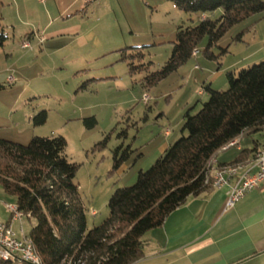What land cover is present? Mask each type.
Masks as SVG:
<instances>
[{"label":"rangeland","instance_id":"374dc122","mask_svg":"<svg viewBox=\"0 0 264 264\" xmlns=\"http://www.w3.org/2000/svg\"><path fill=\"white\" fill-rule=\"evenodd\" d=\"M221 13L219 9L205 17ZM198 16L167 0H0L1 25L8 37L0 49V77L5 73L14 79L12 84L0 80L5 87L0 91V137L22 145L32 136L66 140L64 154L79 166L74 182L87 230L108 216L113 191L133 185L137 173L161 155L160 146L179 137L184 113L192 107L191 114L197 113L208 99L207 94L198 95L204 80L207 86L213 79L209 87L225 91L227 72L264 61L263 12L230 28L211 49L215 58L204 53L203 39L198 55L152 87L144 85V71L129 72L130 60H121L122 49L142 48V63L149 64V73L158 71L170 56L177 27L193 26ZM24 41L26 49L21 48ZM220 48L227 53L218 57ZM8 50L15 55L12 59L6 56ZM145 95L151 98L147 102ZM42 110L46 123L34 127L30 119ZM89 117L97 121L92 129L82 122ZM166 129L171 135L165 139ZM123 131L126 137L120 136ZM254 139L264 145V130ZM121 144L130 146V157L112 171L113 152ZM0 201L15 204L1 186ZM34 224L23 217L25 234Z\"/></svg>","mask_w":264,"mask_h":264},{"label":"trees","instance_id":"16d2710c","mask_svg":"<svg viewBox=\"0 0 264 264\" xmlns=\"http://www.w3.org/2000/svg\"><path fill=\"white\" fill-rule=\"evenodd\" d=\"M167 1L184 13L199 16L193 26L177 27L170 56L161 69L149 73V64L142 63V48L121 50V60H130L131 74L141 71L147 74L143 83L148 88L186 64L203 39H207L204 53L209 59L215 58L211 49L230 28L264 12V0ZM219 9L222 11L219 17H205ZM7 39L0 19V49ZM240 39L241 35L236 36L237 41ZM128 50L131 53L126 55ZM226 53L227 48H220L218 57ZM226 80L225 91L213 90L209 85L203 87L208 99L197 113L191 114L193 107L184 113L179 137L149 169L137 173L133 185L113 191L107 202L108 216L90 230L74 182L79 166L67 160L66 140L61 136H32L22 145L0 138V186L15 199L17 210L34 220L27 237L42 264L76 263L84 257L86 264H135L143 254L142 237L160 228L188 197L210 189L208 162L219 149L240 135L264 130V61L238 73L229 71ZM4 88L0 85V91ZM30 120L34 127L42 126L47 113L39 111ZM82 122L86 129L97 124L94 117ZM122 135L126 137V131ZM106 140L107 137L103 143ZM130 152V146L124 148L122 144L114 150L112 171L121 168ZM246 154L242 152L230 165L243 162Z\"/></svg>","mask_w":264,"mask_h":264},{"label":"crops","instance_id":"0c3cea01","mask_svg":"<svg viewBox=\"0 0 264 264\" xmlns=\"http://www.w3.org/2000/svg\"><path fill=\"white\" fill-rule=\"evenodd\" d=\"M6 56L12 59L15 55L8 50ZM7 74H11L10 71ZM7 78L1 73L0 80L5 83ZM212 81L210 79V87ZM205 84L206 80L198 95L207 94L203 90ZM254 134H243L237 146L217 152L213 168L230 165L244 151L247 158L241 163L250 161L256 151L264 148L254 139ZM170 135V130H164L165 139ZM170 144L160 146L161 154ZM226 191L227 188L209 189L188 197L168 215L160 228L142 237L143 254L135 264H264V188L249 192L230 210H225ZM0 204V222H9L7 204L1 201ZM17 224L14 223L13 228Z\"/></svg>","mask_w":264,"mask_h":264},{"label":"built area","instance_id":"2783aa9c","mask_svg":"<svg viewBox=\"0 0 264 264\" xmlns=\"http://www.w3.org/2000/svg\"><path fill=\"white\" fill-rule=\"evenodd\" d=\"M28 47V42L24 41L21 43L22 49ZM196 55H198L197 50L192 53V56ZM6 82L7 84H12L14 79L8 77ZM150 99L149 95L143 96V102H147ZM241 136L223 145L218 152L237 146ZM213 159L214 157L208 162L207 183L210 189L220 190L227 188L225 210L232 209L249 192L260 187L264 188V148L256 151L253 158L244 163L218 166L214 169ZM6 209L10 214V221L0 222V262L42 264L33 243L22 227V219L25 216L17 210L15 204H7ZM91 215L95 216V213L92 212ZM14 223H18V232L13 228ZM65 264L83 263L68 261Z\"/></svg>","mask_w":264,"mask_h":264}]
</instances>
